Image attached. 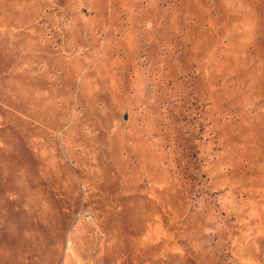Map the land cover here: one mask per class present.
<instances>
[{
	"label": "rangeland",
	"instance_id": "rangeland-1",
	"mask_svg": "<svg viewBox=\"0 0 264 264\" xmlns=\"http://www.w3.org/2000/svg\"><path fill=\"white\" fill-rule=\"evenodd\" d=\"M0 264H264V0H0Z\"/></svg>",
	"mask_w": 264,
	"mask_h": 264
}]
</instances>
